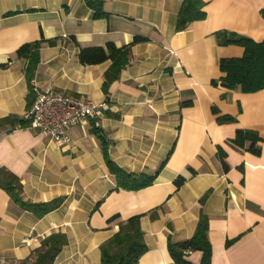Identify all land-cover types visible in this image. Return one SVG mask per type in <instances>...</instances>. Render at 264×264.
Masks as SVG:
<instances>
[{"label": "crops", "instance_id": "1", "mask_svg": "<svg viewBox=\"0 0 264 264\" xmlns=\"http://www.w3.org/2000/svg\"><path fill=\"white\" fill-rule=\"evenodd\" d=\"M97 1L104 13L99 17L87 0H0V64L7 63L0 67V118H24L37 93L49 90L110 106L96 123L69 128L67 145L27 127L0 132V166L19 178L24 200L63 198L60 207L36 218L0 187V263L21 264L43 238L61 232L67 243L52 264H100V245L118 229L108 219L143 214L147 249L139 264H175L168 235L191 237L203 210L211 264H264V89L244 93L211 84L222 76L220 59L244 52L239 45H219L215 33L264 40V0H202L206 18L181 31L182 0ZM136 36L146 41L133 43ZM41 38L57 43L41 47L27 99L26 61L13 55ZM107 42L129 45V61L106 94L102 83L111 61L84 65L78 54L80 47ZM218 115L234 121L219 123ZM93 124L109 140L111 159L127 172L153 173L166 159L152 185L114 190ZM236 129L258 134V155L229 143ZM178 176L185 178L180 187L174 184ZM187 259L200 264L201 253Z\"/></svg>", "mask_w": 264, "mask_h": 264}, {"label": "trees", "instance_id": "2", "mask_svg": "<svg viewBox=\"0 0 264 264\" xmlns=\"http://www.w3.org/2000/svg\"><path fill=\"white\" fill-rule=\"evenodd\" d=\"M87 4L96 10L95 16H102L101 1L87 0ZM204 2L202 0H182L177 14L176 30L181 31L189 24L201 21L206 18V12L203 10ZM261 15L264 16V8L261 9ZM219 45L235 44L243 47L244 52L241 57L222 58L219 60V70L222 76L219 79H212L211 84L221 85L228 90H240L244 93L256 92L264 89V40L254 41L251 38L237 35L233 32L219 31L215 33ZM146 41V38L136 36L133 43ZM57 39L41 38L32 42H26L20 45L13 57L25 59V79L29 92V99L34 92L32 81L35 77L36 69L39 64L40 49L44 44L54 46ZM79 60L84 65L98 64L107 60L111 61L110 66L105 71L102 90L108 93L111 83L119 78L121 70L129 61V45L117 47L112 42H107L105 46L80 47ZM12 58V57H11ZM10 58V59H11ZM7 63L0 64L5 67ZM190 102H182L181 106L188 105ZM213 113L218 114L217 109L212 108ZM219 123L234 121L229 115H218ZM27 120L15 115H7L0 118V132L11 131L16 126L26 127ZM93 134L100 142L101 150L105 160L106 167L115 178L116 186L114 190H140L153 184L157 173L163 167L166 159L159 165L153 173L127 172L117 165L109 154V140L99 127L93 124ZM261 138L255 131L248 129H236L234 137L229 140L234 147L245 148L247 151L258 155L260 147L258 142ZM219 157L224 170L229 166L225 162V153L219 150ZM185 181L183 176H178L174 180L176 187H180ZM0 187L10 196L11 200L18 204L23 210L32 213L36 218L42 217L46 213L57 209L63 203V198L58 197L45 202H30L24 200L22 196V184L19 178L0 166ZM206 192L201 198L203 203L208 196ZM143 214H137L121 219L118 214L108 219V224H116L117 231L106 241L100 249V264H139V258L146 251L147 246L144 242L143 231L140 226V219ZM150 216L156 215V209L151 211ZM169 227L171 224L169 223ZM209 217L201 210L198 215V221L191 237L183 240H174L169 234L167 237V249L175 264H193L187 256L191 252L201 253L200 264H211L212 246L208 238ZM236 238L228 239L225 246L231 245ZM67 243V237L61 232H53L43 238L40 246L34 249L30 255L24 259L21 264H52L62 247Z\"/></svg>", "mask_w": 264, "mask_h": 264}, {"label": "built area", "instance_id": "3", "mask_svg": "<svg viewBox=\"0 0 264 264\" xmlns=\"http://www.w3.org/2000/svg\"><path fill=\"white\" fill-rule=\"evenodd\" d=\"M110 108L107 102H95L83 96H69L57 91L38 92L24 119L27 128L38 130L59 145H67L71 138L68 129L94 121ZM94 123V124H95Z\"/></svg>", "mask_w": 264, "mask_h": 264}, {"label": "rangeland", "instance_id": "4", "mask_svg": "<svg viewBox=\"0 0 264 264\" xmlns=\"http://www.w3.org/2000/svg\"><path fill=\"white\" fill-rule=\"evenodd\" d=\"M1 264V263H0Z\"/></svg>", "mask_w": 264, "mask_h": 264}]
</instances>
